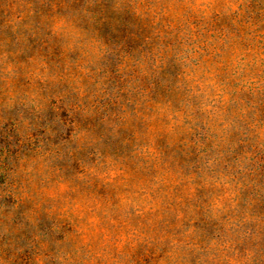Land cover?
<instances>
[{
	"label": "rangeland",
	"instance_id": "obj_1",
	"mask_svg": "<svg viewBox=\"0 0 264 264\" xmlns=\"http://www.w3.org/2000/svg\"><path fill=\"white\" fill-rule=\"evenodd\" d=\"M0 264H264V0H0Z\"/></svg>",
	"mask_w": 264,
	"mask_h": 264
}]
</instances>
